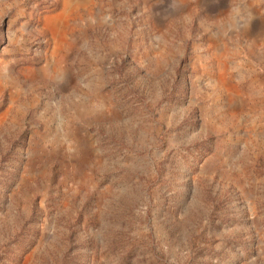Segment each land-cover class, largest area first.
Wrapping results in <instances>:
<instances>
[{
  "label": "rangeland",
  "instance_id": "obj_1",
  "mask_svg": "<svg viewBox=\"0 0 264 264\" xmlns=\"http://www.w3.org/2000/svg\"><path fill=\"white\" fill-rule=\"evenodd\" d=\"M0 264H264V0H0Z\"/></svg>",
  "mask_w": 264,
  "mask_h": 264
},
{
  "label": "bare ground",
  "instance_id": "obj_2",
  "mask_svg": "<svg viewBox=\"0 0 264 264\" xmlns=\"http://www.w3.org/2000/svg\"><path fill=\"white\" fill-rule=\"evenodd\" d=\"M61 15L59 14V15H56V16H54V17H52V18H48L47 20H46V26L48 27V28H50V29H52V28H55L56 27V25H58L59 23H61L60 22V17ZM58 28V27H57Z\"/></svg>",
  "mask_w": 264,
  "mask_h": 264
}]
</instances>
